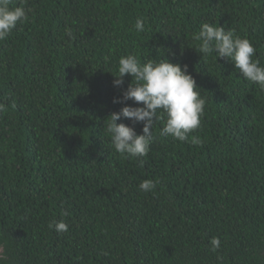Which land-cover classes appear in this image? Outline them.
<instances>
[{
    "label": "trees",
    "instance_id": "16d2710c",
    "mask_svg": "<svg viewBox=\"0 0 264 264\" xmlns=\"http://www.w3.org/2000/svg\"><path fill=\"white\" fill-rule=\"evenodd\" d=\"M24 6L29 19L0 41V264H264V90L193 39L203 23L231 29L264 67V0ZM128 54L187 66L206 100L188 134L201 144L161 136L157 121L147 156L115 151L106 118L125 106L113 99L132 78L113 80Z\"/></svg>",
    "mask_w": 264,
    "mask_h": 264
},
{
    "label": "clouds",
    "instance_id": "9594fccd",
    "mask_svg": "<svg viewBox=\"0 0 264 264\" xmlns=\"http://www.w3.org/2000/svg\"><path fill=\"white\" fill-rule=\"evenodd\" d=\"M10 3L11 0H0V41L9 37L18 23L29 19L31 10L24 6L26 0H21L20 6L15 7H10ZM144 26L143 18H137L135 29L143 32ZM66 35L69 39H75L70 29H66ZM193 39L199 42L201 54L215 52L216 62L219 58L230 61L246 81L264 90V67L260 66L259 60L252 59L256 49L247 38H241L231 29L203 23ZM125 76L132 78L131 83L121 97L113 99L114 104L125 106L106 118V132L117 153L125 159L147 156L152 143L153 125L157 121L163 123L161 136H171L194 145L202 143L199 136L189 138L188 135L200 127L206 100L188 74L187 66L182 69L180 64L171 63L164 57L142 63L136 55L128 54L118 60L113 86L122 87ZM128 101L137 106L128 105ZM122 118L130 121L132 126L118 124L117 121ZM136 124L143 125L142 134L136 133ZM139 188L141 191H151L155 188V182L144 180ZM48 227L58 233L68 230L63 220H54ZM209 243L213 252L220 247L219 238L213 237Z\"/></svg>",
    "mask_w": 264,
    "mask_h": 264
}]
</instances>
